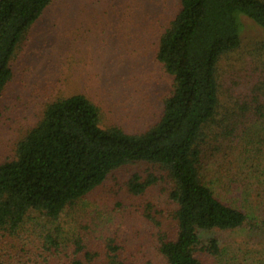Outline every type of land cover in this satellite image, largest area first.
Here are the masks:
<instances>
[{"label":"trees","instance_id":"trees-1","mask_svg":"<svg viewBox=\"0 0 264 264\" xmlns=\"http://www.w3.org/2000/svg\"><path fill=\"white\" fill-rule=\"evenodd\" d=\"M52 1L0 0V96L12 78L15 50ZM241 16L264 30V0H180L156 54L173 77V90L159 120L141 133L102 127L99 108L81 93L46 107L42 119L17 143L14 158L0 163V264H52L61 246L57 235L45 234L35 243L22 239L27 218L39 213L58 220L112 171L132 163L161 172L143 182L135 176L131 185L136 193L159 178L171 186L168 199L175 209L169 220L156 222L165 264H205L201 254L224 264H253L229 250L218 232L248 231L264 239V203L259 201L264 196L256 195V205L246 206L250 186L261 182L254 177L258 171L208 178L203 170L206 142L238 136L246 116L241 111L236 120L216 128L221 130L212 128L220 104L218 62L241 46ZM258 109L257 120H264V105ZM81 243L75 242L78 253H84ZM121 251L109 244L106 264H126ZM77 252L68 253L67 264H85ZM258 261L264 264V257Z\"/></svg>","mask_w":264,"mask_h":264},{"label":"rangeland","instance_id":"rangeland-1","mask_svg":"<svg viewBox=\"0 0 264 264\" xmlns=\"http://www.w3.org/2000/svg\"><path fill=\"white\" fill-rule=\"evenodd\" d=\"M179 10L180 0H53L11 60L12 78L0 96V163L14 158L17 143L50 103L73 94L86 95L99 108L102 127L134 134L152 127L173 90V77L156 59L158 42ZM241 23V46L218 62L220 104L212 128H224L241 111L246 116L234 141L220 136L206 142L203 170L208 178L257 170L254 177L261 182L252 183L246 204L253 206L256 195L264 196V120L256 117L264 105V30L246 16ZM156 170L132 163L112 171L58 220L31 213L21 238L35 243L45 234L57 235L61 246L52 264H67L68 253L79 248L77 240L91 254L77 252L85 264H106L112 243L121 248L126 264H165L156 222L169 220L175 209L168 199L171 186L159 178L139 194L131 185L135 176L140 182L159 176ZM218 235L247 263L263 264L258 261L264 257L261 236L248 231ZM200 256L205 264H224Z\"/></svg>","mask_w":264,"mask_h":264}]
</instances>
